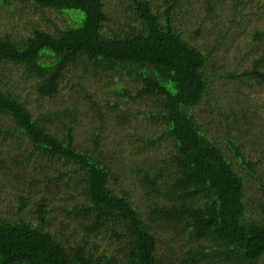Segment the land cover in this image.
<instances>
[{"label": "trees", "instance_id": "16d2710c", "mask_svg": "<svg viewBox=\"0 0 264 264\" xmlns=\"http://www.w3.org/2000/svg\"><path fill=\"white\" fill-rule=\"evenodd\" d=\"M2 1L7 7L16 3L39 12L67 13L72 18L69 27L57 29L56 33L33 28L28 38L0 37V63L20 67L24 78L34 81L39 96L54 97L67 68L73 63L89 62L95 74L121 75L128 71L141 88L131 95L123 87L116 95L128 99L149 97L154 107L144 111L149 127L144 137L132 135L126 156L125 144L114 140L105 147L103 138L109 120L121 124L130 121L129 114L118 112L121 104L108 102L103 107L91 94L85 95L87 116L96 127H91L87 139L80 144L75 139L82 107L79 98L72 100L73 107L47 110L33 117L25 102L5 91L0 81V116L10 119L15 130L9 125L2 129L26 136L31 145L29 153L45 151L53 160L75 164L83 172L82 193L93 211L83 206L82 218L88 219L95 212L87 233L110 225L112 235L118 234L114 229L118 226L123 236L130 238L117 256L94 257L80 244L67 251L54 234L42 228L47 212L46 198L42 197L34 203L41 225L0 221V264H218L221 260L223 264H255L264 257V205L257 208L259 213H251L253 218L249 216L243 178L194 119V110L204 100L212 78L204 75L207 58L183 38L184 31L173 20L176 14L191 17L188 1L161 0L153 8L159 0H131L141 29L122 35L102 34L103 25L109 21L102 0ZM233 1L237 5L245 3ZM221 2L204 0L200 7L214 26ZM161 6L160 16L157 12ZM201 29L206 28L200 25L195 32ZM223 31L215 35L218 38L212 48H219L227 39L228 28ZM256 31L252 38L262 43L264 32ZM263 68L264 55L253 61L245 76L264 86ZM222 108L226 113L223 105ZM230 115L234 116V112ZM134 118L131 114L130 119ZM239 130L233 128L232 137H224V145L246 176L257 178L253 169L256 162L246 159L240 144L235 143ZM233 132L238 134L234 136ZM79 181L78 178L75 185ZM124 183L130 187L127 192L121 187ZM260 187L264 196V185ZM138 189L142 198L148 197L151 208L147 223L131 200ZM179 237L184 244L176 254L177 249L166 241L172 243ZM163 246L165 252L160 249Z\"/></svg>", "mask_w": 264, "mask_h": 264}, {"label": "rangeland", "instance_id": "374dc122", "mask_svg": "<svg viewBox=\"0 0 264 264\" xmlns=\"http://www.w3.org/2000/svg\"><path fill=\"white\" fill-rule=\"evenodd\" d=\"M102 1L109 19L103 25V35H122L134 32L135 28L141 29V20L131 0ZM186 1H188L186 6L192 11L191 17L187 15L179 17L176 14L173 20L177 21L178 29L184 31L183 38L207 58L204 75L206 78H212L204 100L194 110V119L196 125L212 138L232 163L235 171L243 178L245 205L248 200V214L253 218L251 213L254 211L259 213L257 208L261 204L264 205L260 187L264 185V86L245 76V72L252 68L253 61L264 55V41L256 42L252 38L256 30L264 32V0H245L241 5H237L233 0H222L216 26L212 25L206 13L200 10L204 0ZM161 2L159 0L152 7L156 8ZM157 13L163 15L162 6ZM71 19L67 13L49 10L39 12L33 7L26 8L16 3L12 7H7L6 3L0 0V37L10 35L13 40L28 38L32 35L33 28L56 33L57 29L69 27L72 24ZM125 25H130L131 28L126 30ZM200 25L206 29H201L197 34L195 29ZM226 28L227 39L223 45L212 48L215 39L218 38L215 35L224 32ZM93 69L94 66L89 62L71 64L60 78L57 92L52 98L39 96L35 92L34 81L25 79L23 70L12 64L0 63V81L5 91L25 102L33 117L47 110L54 111L64 106L73 107L72 100L79 98L78 103L82 107L79 108L80 121L76 127L75 139L76 143L80 144L87 139L91 127H96L95 123L90 124V117L87 116L85 95L91 94L94 101L103 107L108 102L121 104L118 112L129 114L130 121L121 124L117 123V120H109L103 138L105 147L114 140L125 144L127 156L131 148L127 142L135 133L144 137V132L149 127L144 111L152 110L154 104L149 97L128 99L116 95L123 87L127 88L131 95L140 90L141 86L136 83L133 76H128V71L121 75L112 72L95 74ZM225 75L226 77H220ZM231 111L234 112V116L230 115ZM131 114L135 115L133 120L130 119ZM118 122L121 120L118 119ZM7 125L15 130L10 119H3L0 116V221L41 225L34 203L40 202L44 197L47 212L44 214L45 223L42 224V228L54 234L67 251L80 244L85 246L88 253L93 252L94 257L117 256L118 250L125 248L130 240L128 236H123L121 227L114 228L117 235H112L110 225L97 228L99 233L97 230L87 233L86 228L90 226V220H95V212H92L88 219L82 218L83 212L80 210L83 206L87 205L93 211L91 204L85 202L82 193L83 172L79 171L75 164L53 160L45 151L29 153L27 151L31 149L29 139L3 130L2 127ZM233 128L240 129L237 136L239 140L235 143L240 144L245 158L256 162L253 169L257 178L252 175L246 176L247 173L236 164L224 145V137L230 139L232 137L230 131ZM237 134L233 132L234 136ZM20 160L24 162L19 163ZM60 173L63 174L58 176ZM53 176H57V180ZM78 178L81 181L75 185ZM121 187L125 192L130 190L127 183ZM131 200L147 223L146 216L151 210L148 197L142 198L138 189L131 195ZM77 205L78 209L73 210ZM118 222L123 226L122 221ZM181 241L180 237L172 243L167 239L166 244L177 249L176 254H179L178 249L181 248V243L184 244ZM165 248L160 247L162 252H165ZM218 264H223V260ZM255 264H264V257L257 259Z\"/></svg>", "mask_w": 264, "mask_h": 264}]
</instances>
